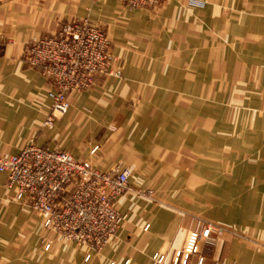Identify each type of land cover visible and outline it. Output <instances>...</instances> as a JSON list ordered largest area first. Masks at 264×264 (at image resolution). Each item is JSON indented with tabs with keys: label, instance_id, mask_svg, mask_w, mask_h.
<instances>
[{
	"label": "crops",
	"instance_id": "crops-1",
	"mask_svg": "<svg viewBox=\"0 0 264 264\" xmlns=\"http://www.w3.org/2000/svg\"><path fill=\"white\" fill-rule=\"evenodd\" d=\"M188 1L0 0V154L34 143L132 168L137 194L119 197L128 240L97 264H152L162 243V264H264V0ZM84 19L110 40L121 75L98 76L44 127L48 84L25 45ZM5 181L0 264H84V247L58 241Z\"/></svg>",
	"mask_w": 264,
	"mask_h": 264
},
{
	"label": "built area",
	"instance_id": "built-area-1",
	"mask_svg": "<svg viewBox=\"0 0 264 264\" xmlns=\"http://www.w3.org/2000/svg\"><path fill=\"white\" fill-rule=\"evenodd\" d=\"M118 1L129 9H153L162 2ZM110 46L106 34L85 19L63 22L55 33L29 40L25 60L50 84L47 96L51 103L44 127H52L69 109V97L88 90L96 76L121 75V62L111 55ZM96 150L94 146L90 153ZM0 173L6 174L8 198L38 213L41 226L58 241L83 246L87 261L120 227L123 218L115 203L128 190L132 168L115 165L100 169L66 151L28 143L16 153L0 154ZM50 245L44 241V250ZM189 246L191 251L196 249ZM153 259L162 264L164 257L155 253ZM197 264H202L201 258Z\"/></svg>",
	"mask_w": 264,
	"mask_h": 264
},
{
	"label": "rangeland",
	"instance_id": "rangeland-1",
	"mask_svg": "<svg viewBox=\"0 0 264 264\" xmlns=\"http://www.w3.org/2000/svg\"><path fill=\"white\" fill-rule=\"evenodd\" d=\"M165 0H162V2H164ZM161 2V3H162ZM199 1L198 0H189L188 1V3L190 4V3H198ZM160 3V4H161ZM200 3V2H199ZM159 4V5H160ZM158 5V6H159ZM157 6V7H158ZM156 8V7H155ZM154 9V8H153ZM97 27V26H96ZM99 28V27H98ZM100 29V28H99ZM100 30H102V29H100ZM103 31V30H102ZM104 32V31H103ZM29 42V41H28ZM27 42V43H28ZM26 43V44H27ZM25 47H26V45H25ZM110 53H111V55L114 57V58H116L115 56H114V54H113V51H112V46H110ZM24 55H25V48H24ZM117 59V58H116ZM26 61V60H25ZM28 64V63H27ZM29 65V64H28ZM114 65L115 66H117V65H119L120 66V64H118L117 62H114ZM99 76H101V75H99ZM102 76H110V75H102ZM98 76H96L95 78H94V81H95V79L97 78ZM111 77H113V76H111ZM44 80L46 81V83L48 84L47 85V90H48V88H49V86H50V84H49V82L44 78ZM93 85V84H92ZM82 93V92H81ZM80 94V93H79ZM78 95V94H77ZM74 96H76V95H74ZM71 97H73V96H71ZM70 98V97H69ZM69 103H70V100H69ZM137 192H139V191H137ZM131 193H134V194H137L136 193V191L135 190H133L132 189V187L130 186V183H129V186H128V190H127V192L126 193H124L123 195H121L120 197H123V196H126V195H129V194H131ZM140 193V192H139ZM140 195H143V196H146V197H149L151 200H152V203H154L155 205H161V203H162V196L161 195H155V193H153V190L152 189H150V188H146L144 191H141V193H140ZM123 206V204L121 205V203H120V201H119V198L116 200V203H115V207H116V209H117V211H118V213L121 215V217L124 219V214L122 213V211H121V207ZM205 225H207L206 223H205ZM121 229H123L124 230V228H122L121 227V225H120V227L115 231V233H114V235L111 237V238H109L106 242H104L102 245H100V246H98V247H96L95 248V250L91 253V256H90V258L87 260V261H84V256H85V252H83V258H82V260H83V262H84V264H97V262L98 261H100V256H101V254H102V252H103V250H105L106 248H108L109 246H112V247H115V246H119V245H123L122 243L125 241V240H128V239H125L124 237H125V234H123V236H121L120 237V231H121ZM75 246H76V249H75V251H79V249L81 248V246H79V245H76V244H74ZM83 247V246H82ZM163 247H164V243H162V244H160V246L158 247V249H157V251L155 252V253H160V254H162L163 255V257H164V254H163V251H162V249H163ZM84 251V250H83ZM154 253V254H155ZM154 254L152 255V257H151V261H152V264H157L156 262H155V260L153 259V256H154ZM190 258V257H189ZM200 259V258H199ZM198 259V260H199ZM114 261H110V263L109 264H114L113 263ZM127 262L128 261H124L122 264H127ZM163 263V262H162ZM197 263H198V261H197Z\"/></svg>",
	"mask_w": 264,
	"mask_h": 264
}]
</instances>
